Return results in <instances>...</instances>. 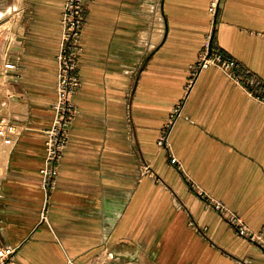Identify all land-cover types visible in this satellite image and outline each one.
Segmentation results:
<instances>
[{
	"label": "crops",
	"instance_id": "0c3cea01",
	"mask_svg": "<svg viewBox=\"0 0 264 264\" xmlns=\"http://www.w3.org/2000/svg\"><path fill=\"white\" fill-rule=\"evenodd\" d=\"M65 1L0 0V250H14L0 264H264V104L217 67L193 76L211 37L264 92V0H222L216 21L211 0H87L79 112L44 223Z\"/></svg>",
	"mask_w": 264,
	"mask_h": 264
},
{
	"label": "built area",
	"instance_id": "2783aa9c",
	"mask_svg": "<svg viewBox=\"0 0 264 264\" xmlns=\"http://www.w3.org/2000/svg\"><path fill=\"white\" fill-rule=\"evenodd\" d=\"M222 0H211L208 8L210 17L216 21L220 10ZM87 11V0H66L64 3L61 26L62 35L59 42V51L57 54V80L56 94L57 100L53 105L54 122L46 134L45 143V164L41 170L42 190L44 193V202L41 212V220L48 223V216L52 202L53 193L57 188L58 178L60 176V165L64 152L67 148L70 131L78 116V108L74 102V97L81 89V81L78 76L80 56L83 52L82 35L85 28V18ZM208 67H217L229 78L238 82L250 92L255 99L264 104V92H256L258 86L257 78L250 74L249 77H238L235 71V64L225 60L222 55L212 45L210 37L204 46L201 57L194 67L193 76L196 78ZM17 66L11 62L5 61L4 70L14 72ZM191 83L188 86L190 89ZM181 105H178L172 115L168 126L163 130L157 145L161 149L169 151L168 137L176 118L180 116ZM144 173L153 175L150 166L145 165ZM220 209V205H216ZM231 222H236L235 217H231ZM240 234H245L244 228H240ZM14 253L11 247H5L0 250V260L9 257ZM68 264H74L69 261Z\"/></svg>",
	"mask_w": 264,
	"mask_h": 264
},
{
	"label": "rangeland",
	"instance_id": "374dc122",
	"mask_svg": "<svg viewBox=\"0 0 264 264\" xmlns=\"http://www.w3.org/2000/svg\"><path fill=\"white\" fill-rule=\"evenodd\" d=\"M5 21H7V20H5ZM8 26H9V24H8ZM8 26H6V28L8 27ZM7 46H9V42H6V48H7ZM2 80L0 79V82H1ZM10 111H12V109H10ZM3 127H2V125H0V141H3L2 140V137H1V134H2V132H3ZM0 149H3V145H1L0 144ZM2 158H3V151H2V154H0V166L2 167ZM106 260H107V258H103L102 259V262H99L100 264H104L105 262H106ZM87 264H98V261H95V262H90V263H87ZM105 264H113L112 262H110L109 263V261H107Z\"/></svg>",
	"mask_w": 264,
	"mask_h": 264
},
{
	"label": "bare ground",
	"instance_id": "6f19581e",
	"mask_svg": "<svg viewBox=\"0 0 264 264\" xmlns=\"http://www.w3.org/2000/svg\"><path fill=\"white\" fill-rule=\"evenodd\" d=\"M12 21H13V20H12ZM10 22H11V21H10ZM10 22H9V26H10V24H11ZM14 22H15V21H14ZM14 24H15V23H14Z\"/></svg>",
	"mask_w": 264,
	"mask_h": 264
}]
</instances>
